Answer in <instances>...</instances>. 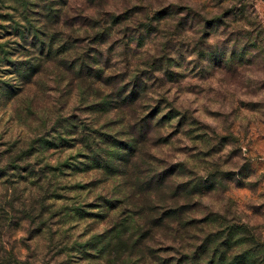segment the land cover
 <instances>
[{
    "label": "rangeland",
    "instance_id": "1",
    "mask_svg": "<svg viewBox=\"0 0 264 264\" xmlns=\"http://www.w3.org/2000/svg\"><path fill=\"white\" fill-rule=\"evenodd\" d=\"M0 264H264V0H0Z\"/></svg>",
    "mask_w": 264,
    "mask_h": 264
},
{
    "label": "trees",
    "instance_id": "2",
    "mask_svg": "<svg viewBox=\"0 0 264 264\" xmlns=\"http://www.w3.org/2000/svg\"><path fill=\"white\" fill-rule=\"evenodd\" d=\"M27 32L32 33V37H37L35 29L32 30V28H26V27L15 28V31L13 32L12 36L17 37V38L20 37L19 40L26 42L27 36H28V34H26ZM40 43H41V49H42L45 43L43 41H40Z\"/></svg>",
    "mask_w": 264,
    "mask_h": 264
}]
</instances>
